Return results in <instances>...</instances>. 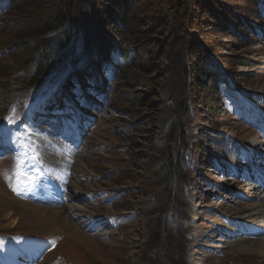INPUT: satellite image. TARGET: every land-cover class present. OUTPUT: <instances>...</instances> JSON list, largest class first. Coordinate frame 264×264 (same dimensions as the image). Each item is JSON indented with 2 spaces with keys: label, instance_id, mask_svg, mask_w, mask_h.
<instances>
[{
  "label": "rangeland",
  "instance_id": "374dc122",
  "mask_svg": "<svg viewBox=\"0 0 264 264\" xmlns=\"http://www.w3.org/2000/svg\"><path fill=\"white\" fill-rule=\"evenodd\" d=\"M36 1L47 8L61 2ZM145 1L141 15L147 23L138 27L137 35L142 41L140 48L156 43L157 53L147 62L149 73L128 69L116 75L110 64L103 65L100 72H90L82 65L91 58L105 61L110 49L121 48L120 40L110 32L100 34L97 0H72L70 21L77 42L73 64L83 71L79 73L81 78L70 72L69 66L38 99L26 102L20 97L19 83L11 79L8 70L16 63L0 37V73L9 75L8 80H0V185L7 193L32 205L50 206L48 200L30 197L32 193L39 195L48 175L46 149L31 140L30 134L41 138L43 132L37 135L35 131L43 125L57 134L60 124L54 126L51 119L77 117L84 108L77 96L83 81V87L100 100L98 104L92 102L98 113L86 122L91 129L75 146L77 158L61 160L66 171L58 179L64 193L55 199V206L62 210L60 216L80 228L85 237L78 241L60 234L34 264H194L199 256L206 259V264H264L263 255L240 249L237 240L223 242L216 252L211 247L214 240L227 234L221 227L212 228L213 221L232 223L246 217L239 213L245 206L252 207L248 214L264 208L257 206L264 197L248 199L247 188L228 179L237 173V179H242L241 165L254 158L262 163L255 169L264 170V28L254 44L235 49L236 42L224 38L215 26H204L200 20L208 15L195 9L197 31L224 55L222 59L240 84L222 91L224 108L217 113L198 106L194 115L182 120L185 130L180 138L188 149L184 174L173 171L170 194L154 199L157 183L151 178L160 163L156 148L161 146L163 131L171 120L179 117L176 109H183L193 88L184 72L189 40L178 18L173 10L164 8L165 0ZM203 1L194 0L191 5H205ZM214 1L241 12L246 11L248 3ZM2 24L0 17V29ZM64 76L68 77L66 83L63 81L65 90H61ZM136 76L142 81L138 86L134 84ZM10 116L14 118L8 128L6 118ZM19 116L23 117L21 122L16 121ZM17 157L24 161L19 168ZM77 159L83 164L79 166ZM6 177L12 178L13 186L19 183V195L12 191ZM11 212L8 214L0 203V241L30 240L39 244L45 240L31 220L20 219L13 208ZM159 213L162 217L157 221ZM197 245L199 254L192 252ZM0 252L5 254L3 246Z\"/></svg>",
  "mask_w": 264,
  "mask_h": 264
},
{
  "label": "trees",
  "instance_id": "16d2710c",
  "mask_svg": "<svg viewBox=\"0 0 264 264\" xmlns=\"http://www.w3.org/2000/svg\"><path fill=\"white\" fill-rule=\"evenodd\" d=\"M164 3V8L174 11L173 15L178 18L181 30L189 40V60L184 72L190 78L193 92L185 99L183 109H176L179 117L171 120L167 130L163 131L161 146L156 148L160 163L151 178L157 183L154 199L170 194L173 171L181 176L184 174L182 168L188 149L180 138L185 130L182 120L194 115L198 106L217 113L216 110L224 108L222 91L240 84L222 59L224 55L218 54L197 31L195 9H201L208 15L200 22L204 26H215L224 38H232L236 42L235 49L254 44L261 37L260 29L264 28V0H248L244 12L233 10L229 4H216L214 0H204L205 5L197 3L196 6L191 5L194 0H165ZM0 4V17L3 19L0 37L16 63L8 68L11 79L19 83L20 96L34 98L47 90L74 61L77 42L70 21L72 0H61L48 8L36 0H0ZM145 5V0H97L100 34L110 32L121 43L119 51H113L119 59V73L128 69L150 72L147 62L157 53L156 43L150 45L152 49L147 44L142 49L139 46L142 41L137 35L138 27L147 23L146 17L141 15ZM134 74L138 76V73ZM8 76L0 73V80L4 82ZM137 76L133 79L138 86L142 81ZM156 216L157 221L162 217L161 213Z\"/></svg>",
  "mask_w": 264,
  "mask_h": 264
},
{
  "label": "bare ground",
  "instance_id": "6f19581e",
  "mask_svg": "<svg viewBox=\"0 0 264 264\" xmlns=\"http://www.w3.org/2000/svg\"><path fill=\"white\" fill-rule=\"evenodd\" d=\"M84 66V65H83ZM60 86H62V83H60ZM64 88L60 87L62 90ZM69 93V92H67ZM82 98V95L79 97ZM89 99V98H88ZM86 101L87 104L90 106L93 105L92 102L99 103L100 100L96 99V101L90 102V99ZM96 104V105H97ZM85 106L84 111L81 113L83 117L79 118V123L83 120H88V117H92L96 115V112L98 108H91V107ZM68 112V110H67ZM98 113V112H97ZM87 116V117H86ZM85 117V118H84ZM87 118V119H86ZM56 120V119H55ZM54 122L57 124V121ZM66 120V119H65ZM66 123V131L63 138L60 139V135L53 136L52 134L47 133L46 129L41 127L43 129V132L41 134V138H37L33 136L34 134H31L32 140L34 139L39 147L45 148V154H46V160L48 164L55 166L54 169L48 170V178L45 179V183H49L48 186H41L40 190L43 192L38 198H41L43 200L47 199L46 196H49V201L51 200L50 206H37L29 204L28 202L21 201L20 199L16 198L14 195H11L6 192V190L0 185V203L4 204L5 208L7 209L8 214H11V209H14L15 213L20 214V219H26L31 220L37 228L41 229V234L45 237V243L42 244L43 249H45L48 246V243L53 241L52 239H58L60 237V234L64 235L65 237L74 238L78 241L83 240L85 235L83 232L72 226L68 221H66L63 217L60 216V211L57 209V206H55V203L52 202L55 198H57V195H63L62 186L59 185L58 182L54 180V177H56L58 174H62L63 172L60 170L61 160H65L66 158H77L75 154L72 152V147L68 145L75 142L77 139H79V132L78 124L76 126L75 122L72 123V126L69 127L67 125L68 121H65ZM84 126V125H83ZM40 129V130H41ZM70 129H73V132H71ZM49 131V130H48ZM37 135H39L38 131H35ZM11 145V144H10ZM51 152L53 153V156L51 155ZM249 155V154H248ZM250 156V155H249ZM256 159L251 160V162L248 165H241L245 166L247 169L246 176L240 180H238V175L232 176L231 178H228L229 180H237L235 181L236 185L240 184L242 188H247L248 193H250L248 196L249 198H256L258 200H262L264 197V185L263 182L260 180H257V175H262L264 177V171H255L254 165L256 164ZM77 164L80 166V164H83V161L81 159H77ZM246 191V190H245ZM60 192V194H58ZM35 196H32L33 198ZM247 197V196H246ZM238 198V196H237ZM227 201V200H226ZM257 206L264 207V201H261L257 203ZM252 208L250 206H245L241 209L239 213L246 215L240 220H236L235 222H229L222 224L218 222L217 220L213 221L212 228L219 229L220 227L224 229L227 234L221 235L224 237V239L218 238L217 240H214L211 245L214 252H216V249L222 248L223 242L229 241V240H237L235 241L237 244V247H239L242 250H251L254 252H257L264 256V208L263 209H257L258 211L252 214H248V209ZM13 212V213H14ZM253 212V211H252ZM7 214V216H8ZM10 216V215H9ZM16 219V218H15ZM14 222V221H12ZM219 231V230H218ZM217 235H214L213 237H216ZM235 237H239V239H234ZM86 239V238H85ZM7 245V246H6ZM36 245V244H35ZM0 246L5 249L6 252H14L18 256H22L25 254L28 249V245L26 244L24 249H22L19 246V243L13 240L9 241H0ZM27 250V251H26ZM5 255L0 252V260L1 264H19L16 260H14L9 255ZM42 251H39L33 255L31 258V263L40 257ZM192 252H197L199 254V248L198 245L195 249L192 250ZM204 256V255H203ZM29 263V264H31ZM194 264H206V259L199 256L196 259H194Z\"/></svg>",
  "mask_w": 264,
  "mask_h": 264
},
{
  "label": "snow or ice",
  "instance_id": "6c2138e0",
  "mask_svg": "<svg viewBox=\"0 0 264 264\" xmlns=\"http://www.w3.org/2000/svg\"><path fill=\"white\" fill-rule=\"evenodd\" d=\"M14 116H10L7 117L6 119L9 121V123H11L13 121ZM24 161L21 157H17V168L21 167L23 165ZM6 179H9V186L12 189L13 192H15L17 195L20 194L21 192V187L19 185V183H17L15 186L12 185L11 183V179L12 178H8L6 177Z\"/></svg>",
  "mask_w": 264,
  "mask_h": 264
}]
</instances>
